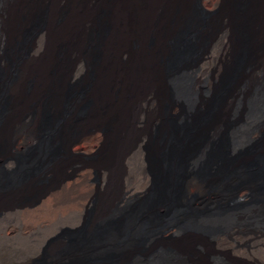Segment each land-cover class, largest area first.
<instances>
[{
    "label": "bare ground",
    "instance_id": "bare-ground-1",
    "mask_svg": "<svg viewBox=\"0 0 264 264\" xmlns=\"http://www.w3.org/2000/svg\"><path fill=\"white\" fill-rule=\"evenodd\" d=\"M197 2L217 10L218 20L196 19L190 6ZM237 28L241 61L209 105L201 83L220 58L236 55ZM188 36L200 43L195 59L168 73L173 49L186 54L194 46ZM71 84L80 86L69 93ZM185 97L192 110L178 117ZM0 109V172H25L0 181V264H28L63 250L57 235L86 225L77 218L97 186H119L114 201L151 194L156 176L146 146L162 173L158 208L179 213L176 175L185 193H203L204 183L192 175L224 132L232 153L257 145L238 165L264 154V0H0ZM168 117L188 126L172 130ZM44 142L56 154L39 166L40 154L21 164L13 158ZM73 151L95 153L96 160L78 163ZM260 165L263 178L264 160ZM255 191L248 183L236 188L238 201L255 203L253 216L231 210L180 219L181 227L167 219L165 231L176 228L180 236L171 252L157 255L150 241L113 264H264V198L257 201ZM16 237L31 250L13 257L7 242Z\"/></svg>",
    "mask_w": 264,
    "mask_h": 264
},
{
    "label": "rangeland",
    "instance_id": "rangeland-1",
    "mask_svg": "<svg viewBox=\"0 0 264 264\" xmlns=\"http://www.w3.org/2000/svg\"><path fill=\"white\" fill-rule=\"evenodd\" d=\"M190 11L196 19L201 21L207 20L213 22L215 20L217 21L219 17L217 10L203 6L201 2L193 3L190 6ZM236 33L240 42V47L236 55L232 60H228V56H226V59L220 58L213 66L211 72L206 74L201 83L200 92L209 105L214 104L221 96L232 77V72L241 61L244 52L242 46L243 40H241L243 39V32L237 28ZM188 37L190 39V45L194 46H191V51H188L186 54H183L182 50L178 54L176 48L173 49V52L165 63V69L168 73H174L177 65L192 62L195 59L200 48V43L198 40L196 41L190 36ZM221 60L223 64L226 63L228 65L224 70L222 68V71L220 68ZM219 68L220 72H218ZM209 78H212V80ZM79 86L80 84L67 85L66 91L69 93L74 92ZM171 91V97L175 98L176 91L173 84L171 85ZM192 105L189 97L182 98V109L178 117L189 114L192 110ZM235 105L236 101H234L229 111L231 118L235 114ZM250 108L251 102L246 106L245 115H242L241 121L246 120L248 111L252 109ZM48 119V113L45 112L40 122V129L42 131H46ZM167 119L168 125L172 130L184 129L188 126L187 121H180V118L174 119L168 117ZM228 132H224L223 135L213 141L205 158L196 168V177L192 175L197 181L204 183L205 188L200 184L204 188V194L193 190L185 193L184 188H180L182 186L181 181L179 182L178 179L180 174L176 175L179 213L168 212L169 206L167 204L163 209L158 208L160 201L158 197V186L160 187L162 183V173L158 167L159 165L155 161V157L150 152V147L146 146L145 152L149 165L155 171V190L146 196H126L120 198L119 201H114L113 198L118 192L119 186L107 183L102 188L95 187L93 190V202L87 206L78 218L76 217L77 219H86V225L83 228L68 226L64 228L65 230L61 231L57 235V238L60 242H65L66 247L55 255L45 253L43 256L30 261L28 264H75L80 262L85 264L94 262L113 264L124 251L138 248L139 246L142 247L143 244H149L150 241H153L155 245V253L162 255L164 252H171L172 247L180 238L176 228L168 232L165 231L167 219H175L173 222L180 226V219H191L199 215L205 216L219 212H225L226 214L231 210H240L253 216L255 203L238 201L236 188L240 184L248 183L255 188V199L257 201L264 198V177L258 176L262 166L260 164L264 160V154L256 156L248 164L238 165L239 158L249 152H255L257 145L245 143L237 153H232L230 152ZM38 154L41 155L38 163L39 166L56 154V148L48 147L47 143L44 142L41 148L14 152L13 158L17 163L21 164L26 162L30 157ZM72 159L78 163H92L96 160V155L95 153H77L73 151ZM24 173L4 169L0 172V181L9 183L14 176ZM98 188L99 190H97ZM172 203L173 198L170 199V204ZM101 213L103 217L95 220L97 219V215ZM252 219L256 218L253 217ZM255 223L252 224L254 225ZM87 235H90L88 237L90 239L86 244L83 242V239ZM7 246L8 249H12H9V251L11 250L10 252L13 257L21 256L24 252L31 250V247L29 245L27 246L24 240L17 239V237L13 238V240L11 238L7 242ZM75 250H80V254L77 256L74 254L72 256L74 258L72 259L65 258L68 255H72L73 251L75 253Z\"/></svg>",
    "mask_w": 264,
    "mask_h": 264
}]
</instances>
